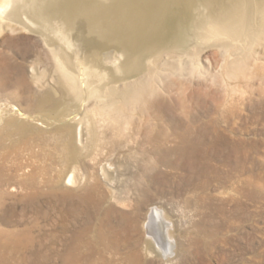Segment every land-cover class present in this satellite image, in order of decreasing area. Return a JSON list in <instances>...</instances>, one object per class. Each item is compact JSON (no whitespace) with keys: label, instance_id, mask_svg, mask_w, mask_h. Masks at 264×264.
Listing matches in <instances>:
<instances>
[{"label":"bare ground","instance_id":"6f19581e","mask_svg":"<svg viewBox=\"0 0 264 264\" xmlns=\"http://www.w3.org/2000/svg\"><path fill=\"white\" fill-rule=\"evenodd\" d=\"M99 1L0 0V39L21 30L33 31L49 57L41 71L34 67H41L39 61L29 65L26 78L38 88L32 111L11 106L9 101L0 102V159L21 141L29 152L12 173L0 161V208L9 196L8 187L14 184L22 190L17 198L25 205L49 199L61 211L65 207L59 206L66 205V215L79 216L83 210L98 208L118 211L121 219L136 222L141 210L137 187L132 180L123 183L120 175L125 170L144 172L145 165L131 166L120 155L103 162L104 145L117 143L124 150L144 151L167 144L189 146L193 152L190 156L197 160L201 141L214 142L220 137L226 142L231 130L220 127L223 132L219 133L216 127L209 129L213 112L212 120L207 118L202 126L197 113L199 101L212 102L228 122L256 94L262 95L254 83L264 82L257 50L264 45V0H219L207 6L211 21H206L209 25L203 33L193 36L200 43L183 53L174 49L160 52L134 78L116 83L108 80V68L121 72L133 67L134 53L142 51L150 37L158 34L160 18L183 0ZM112 45L117 47L116 53L95 58L105 46ZM4 53L0 48V55ZM89 60L100 61L105 69L91 67ZM40 124L49 126V131H41ZM200 129H206L205 133ZM144 151L145 161L148 152ZM41 153L46 157L39 164ZM142 228V247L117 256L122 261L115 259L114 264H147L150 254L164 260L174 256L175 225L161 205L146 206ZM26 232L0 229V264H19ZM109 232L102 230L100 241L95 242L86 240L88 236L85 240L73 238L64 264H109L107 251L114 253L120 248L118 238L112 240Z\"/></svg>","mask_w":264,"mask_h":264},{"label":"rangeland","instance_id":"374dc122","mask_svg":"<svg viewBox=\"0 0 264 264\" xmlns=\"http://www.w3.org/2000/svg\"><path fill=\"white\" fill-rule=\"evenodd\" d=\"M103 1L105 0L99 2ZM216 1L219 0H183L182 5L160 18L162 20H159L158 34L150 37V42L144 44L142 51L134 53V66L125 71L120 70L121 72L108 68V80L113 81L112 83L130 80L156 54L171 49L183 53L194 47L199 39L194 40L193 36L203 33L209 25L205 24L206 21H211L206 13L207 6ZM36 35L33 31L21 30L0 39V48L5 51L3 56L0 55V102L9 101V105L24 111H32V99L38 89L26 78L29 77V65L39 61L41 67L34 66L38 72L49 60L48 54L41 50L36 41ZM46 36L51 38L47 34ZM53 43L59 44L54 40ZM116 48L113 45L105 46L95 58L99 60V55L106 52L116 53ZM257 50L263 62L260 69L264 72V45H259ZM92 61H88L91 67L105 69L100 61ZM256 85L262 95L256 94L241 108L243 113L238 114L240 117H230L229 123L223 121L222 114L212 102L203 99L199 101L197 113L198 119L203 122L202 126L213 112L214 118L212 120L210 117L212 123L208 124L209 129L216 127L220 130L219 133L223 132L221 128L231 130L225 138L226 142L216 137L214 142L207 140L198 143L197 160L190 156L193 152L189 146L175 147L167 144L158 149L160 151L151 147H146L144 151L139 148L124 150L117 143L104 145V154L100 156L103 162L120 155L122 161L131 166L145 165L144 172L140 169H135L132 173L131 170H125V175H120L123 183L132 180L134 188L137 187L135 189L141 210H138L139 219L136 222L121 219L118 211L116 214L115 210L99 211L98 208L83 210L79 216L70 213L66 215V205L59 206L65 207L61 211L49 199L25 205L17 198L22 190L10 184L8 192L11 193L9 192L8 199H5V204L0 208V229L6 232L16 229L27 231L24 236L26 244L22 250L23 258L19 260V264H64L66 248L73 238L85 240L88 236L86 240L90 239V242L100 241L102 230L111 231V239L118 238L120 243L118 252L113 250L114 253H105L111 261L109 264H114L115 259L122 261L118 258L120 255L143 245L145 232L142 220L149 203L161 205L174 222L176 253L170 260L150 254L147 264H264V82L258 84L255 81L254 87ZM210 105L213 107H209ZM43 124L38 125V128L45 133L50 127ZM168 125L173 127L174 124ZM205 130L199 131L204 134ZM24 144L21 141L20 146L11 147L5 154V159H0L11 173L16 163L25 162L29 156L28 147ZM143 151L145 154L148 152L145 161L141 154ZM45 157V153H41L37 157V163H44ZM158 159L162 164H159ZM54 249L61 255H56ZM12 254L15 257L16 254Z\"/></svg>","mask_w":264,"mask_h":264}]
</instances>
